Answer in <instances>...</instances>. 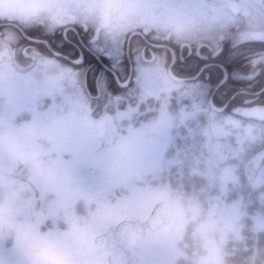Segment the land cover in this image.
Returning <instances> with one entry per match:
<instances>
[{"label":"clouds","instance_id":"9594fccd","mask_svg":"<svg viewBox=\"0 0 264 264\" xmlns=\"http://www.w3.org/2000/svg\"><path fill=\"white\" fill-rule=\"evenodd\" d=\"M15 4L20 15H0V264H264V104L233 118L172 70L176 48L264 42V0ZM76 27L100 41L155 42L159 91L120 93L119 104L85 95L81 69L20 42ZM249 63L264 70V52ZM85 161L94 187L78 178Z\"/></svg>","mask_w":264,"mask_h":264},{"label":"snow or ice","instance_id":"6c2138e0","mask_svg":"<svg viewBox=\"0 0 264 264\" xmlns=\"http://www.w3.org/2000/svg\"><path fill=\"white\" fill-rule=\"evenodd\" d=\"M82 39L84 40L83 44L80 41L74 43L68 39L67 32L64 35L55 34L51 36L52 47L57 48V51L67 57L68 61L76 68L83 70L85 86L88 89L92 88L94 92H97L98 87H103L112 94L119 93V89L113 81V76H119L122 70H126L125 65L118 63L119 50L114 47L106 49L109 53V59L104 61L107 67H101L92 60L89 52L85 50L86 47H89L86 38ZM213 55L215 60L212 63H208L205 59H189L182 65H178L177 71L186 75L201 73L198 78L201 83L191 91L205 99L212 95L215 104L224 105L229 94L224 91L223 85L228 81L227 73L232 71L236 64L235 61L229 58L226 48L220 49L218 47ZM157 71L159 75H165L163 69H157ZM89 73H91V78H89ZM205 75L207 76L206 80L204 79ZM213 88L216 89L215 93L212 92ZM261 99L264 100V94L261 95Z\"/></svg>","mask_w":264,"mask_h":264},{"label":"trees","instance_id":"16d2710c","mask_svg":"<svg viewBox=\"0 0 264 264\" xmlns=\"http://www.w3.org/2000/svg\"><path fill=\"white\" fill-rule=\"evenodd\" d=\"M68 33V39L72 40L74 43L75 41H80L81 44L84 43V40L82 38H86V43L89 47H86L85 50L89 52V55L92 57V60L95 61L96 64L100 65L101 67H107V65L104 63V61L106 59H109L108 57H106L105 55L102 54H98L96 52V50H92L90 48L91 42H90V32L84 30L83 28L80 27H76L74 30L73 29H68L66 31ZM65 33V32H64ZM64 33H57L60 35H64ZM27 37H30L32 39H34V41H30L29 39H27ZM127 40L126 39V44H127ZM20 42L24 47H33V48H37L39 51L45 52V53H51V52H56L59 53L57 51V48L52 47V42H51V36H45L42 35L39 30H31V31H27V32H23L20 34ZM141 42H145L144 44H146V47H148L149 50H151L152 48L150 47V42H153L151 40H142ZM155 43V42H154ZM125 50H126V45H125ZM63 58H65L66 63H71L70 61H68L67 57H64L62 53H59ZM229 58L233 61H235V68L230 71V73H232V78L223 85V89L225 92H227L229 94L228 100L226 101V103L224 105H218V107L220 108H225L223 109L220 113H223V111L226 110V112L228 114H232L233 111L241 108V107H245L247 106L246 102L244 103L243 100L245 98H249L250 95H248L246 92L247 91H251V92H258L259 94L257 95H251V97L254 98L253 103L255 104H264V100L261 99V95L264 94V91L262 90V83L259 85H256L254 88H247V86L251 83H247L246 79H242L240 77H237V75L235 74V71L240 70L241 69V65H242V54L240 52V50L235 51L232 50L230 52H228ZM170 57H171V53H170ZM178 57H177V62L174 66V73L180 77L183 78V74L179 73L177 71V66H178ZM123 63L126 66V70H125V75L122 74L120 72L119 76H113V81L116 84V87L119 89V93L116 94H112L110 91H107L105 89V91L107 92V95L113 99L112 102L115 104V101H117L119 98L122 101L123 97L120 95V93H125L128 96L131 95H136L138 93H136V90H139V88L137 89L136 86H134V78L133 75L131 77H129V73H130V63L129 60L126 56V52H125V56H124V60ZM72 64V63H71ZM180 65V64H179ZM193 75V74H192ZM89 78H91V73H89ZM122 83H126L125 85H122ZM81 87L83 88V93L85 95H91V96H95L98 95L99 93L102 92V87H98L97 92H94L92 88H87L85 86V77L83 75V70H82V85ZM94 87H96V85H94ZM104 91V89H103ZM213 91V90H212ZM238 92V93H237ZM240 92V93H239ZM144 94V92H143ZM236 95L235 99H233L232 101H230L231 97ZM114 98L116 99L114 101ZM121 101H117V104H119ZM145 108L148 107L147 102L145 100ZM140 105V101L137 102L136 105H128L126 104L125 109H127V107H133L135 106L136 108H138ZM217 105V104H216ZM82 169H86V172L84 175H82ZM80 170V172H79ZM91 170H93L94 173V169L92 167L91 162L85 161L83 163H81L79 165V167L77 168V175L78 178L80 180V182L82 184H84L85 186H96L97 183L92 184L91 183Z\"/></svg>","mask_w":264,"mask_h":264},{"label":"rangeland","instance_id":"374dc122","mask_svg":"<svg viewBox=\"0 0 264 264\" xmlns=\"http://www.w3.org/2000/svg\"><path fill=\"white\" fill-rule=\"evenodd\" d=\"M4 2H5V0H0V4H3ZM20 14H21V9L15 4V0H7V6L0 9V15H4V16H8V17H14V16H18ZM93 35H94V33L90 32V37H91L90 38L91 39L90 40V42H91L90 48L92 50H96L99 53H101L102 55L103 54L109 55V53H108V51H106V49H110L112 47L117 48L119 50L118 63L125 65L123 63V60H124V56H125V52H126V50H125L126 40H123L119 43L116 42L115 40L100 41L98 36H97L96 40H94ZM229 39L232 40L233 44H236L240 40H242V37L237 35L235 37V39H233V38H229ZM144 43L145 42H141L135 36L130 50H131V56L134 60V65H133V67H134V70H133L134 86H136L137 89L139 88V90H136L135 92L139 93V94H143V92H144L143 95L146 97L148 95L156 94L159 91L160 86H161V77H160L157 69L151 66L150 56L148 54H146V50H145L146 55L143 54V52H142L143 48L142 47H144L148 50V47H146V44H144ZM152 45L154 46L155 44H152ZM35 49H37V48H35ZM40 52H42V51H40ZM107 57L109 58V56H107ZM121 73L125 75V70H122ZM186 84L188 85L189 89H193L198 85V83H195V84L186 83ZM103 89L104 88L102 87V91H103ZM82 90H83V88H82ZM103 92H106L105 89ZM111 100H113V99H111ZM115 100L116 99L114 98V101ZM117 101H121L120 98ZM117 101H115V104H117ZM137 102H139V100ZM212 102L214 103V101H212ZM169 103H171L173 105H179L180 100L175 95H173L172 97L169 98ZM208 104L211 106V104L209 102H208ZM214 105H216V104L214 103ZM216 106L218 107V105H216ZM133 107H135V106H133ZM133 107H129V108L127 107V109H125V110L131 109ZM148 107H149V105H148ZM219 108L220 107H218V110H221ZM242 110L243 109H237L236 110L237 114L249 118L246 114V111L244 110L242 112ZM215 111H217V110H215ZM223 113L228 114L226 112V110L223 111ZM229 115L232 116L233 118L243 119V117H240L237 115H233V114H229ZM21 118H24V117L21 116ZM244 120H246V119H244ZM183 140H184L183 130H180L174 134L171 141H169V142L165 141V142L161 143L159 145V148H158V152H159L160 157H162L169 150L170 151L174 150L178 146L177 141H183ZM158 162H159L158 160L154 161V163H158ZM79 172H80V170H79ZM85 172H86V169H82V175H84ZM91 175H92L91 183L92 184L97 183V178H96L95 172L93 173V170H91Z\"/></svg>","mask_w":264,"mask_h":264},{"label":"flooded vegetation","instance_id":"af4514ba","mask_svg":"<svg viewBox=\"0 0 264 264\" xmlns=\"http://www.w3.org/2000/svg\"><path fill=\"white\" fill-rule=\"evenodd\" d=\"M142 37V36H139ZM249 38H243L238 43L233 44L231 39H227L223 41L220 45V49H227V52H230L235 49V51L240 50L242 54V65L241 69L235 71V74L237 77L242 78L243 80L246 79L247 83H251L247 86V88H254L256 85H259L262 83V90L264 91V70H261L258 66L251 65L249 61L253 58V56L259 55L261 52H264V42H250L248 41ZM232 46V47H231ZM144 48V47H143ZM145 51V48L143 49ZM175 56L176 59H178V65H182L186 60L192 59V60H199V59H205L208 63H212L215 60V56L213 53H210L208 49L206 48H200L197 50L195 47L188 49L185 48L183 51H181L179 48L175 49ZM177 61H175L176 64ZM173 65V68L175 66ZM183 81L190 84L198 83L200 84L201 81L198 79L201 75V73L197 72L193 75H186L183 74ZM228 81L232 78V73L228 72ZM204 79H207V76L205 75ZM227 81V82H228ZM214 92L216 91L215 88L212 89ZM238 93V92H237ZM240 93V92H239ZM248 95H250L249 98H245L243 102H250L254 101V98L251 97V95H257L258 92H246ZM211 97V98H210ZM236 95L232 96L230 101L235 99ZM210 99H213L212 95L207 97V102H209ZM249 102L247 103L248 105ZM251 103V102H250Z\"/></svg>","mask_w":264,"mask_h":264},{"label":"water","instance_id":"95a60500","mask_svg":"<svg viewBox=\"0 0 264 264\" xmlns=\"http://www.w3.org/2000/svg\"><path fill=\"white\" fill-rule=\"evenodd\" d=\"M96 38H97V35H95L94 40H96ZM130 38H131V37H130ZM248 41H250V42H262V41H259V40H256V39H251V38H249ZM129 46H130V39L128 40V44H127V56H128V58L130 59ZM107 56H108V55H107Z\"/></svg>","mask_w":264,"mask_h":264},{"label":"bare ground","instance_id":"6f19581e","mask_svg":"<svg viewBox=\"0 0 264 264\" xmlns=\"http://www.w3.org/2000/svg\"><path fill=\"white\" fill-rule=\"evenodd\" d=\"M213 106H214V110H218V107L217 106H215L214 104H213Z\"/></svg>","mask_w":264,"mask_h":264}]
</instances>
